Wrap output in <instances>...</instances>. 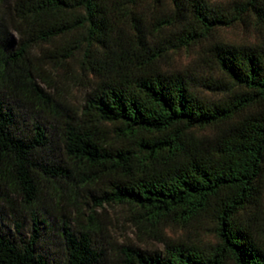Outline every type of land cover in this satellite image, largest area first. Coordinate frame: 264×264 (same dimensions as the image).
Listing matches in <instances>:
<instances>
[{"label":"trees","instance_id":"1","mask_svg":"<svg viewBox=\"0 0 264 264\" xmlns=\"http://www.w3.org/2000/svg\"><path fill=\"white\" fill-rule=\"evenodd\" d=\"M1 15L16 40L0 29V264H59L38 248L41 194L72 208L75 226L59 219L60 264H264V0H0ZM234 26L256 41L224 42L218 31ZM179 51L209 67L199 86L214 97L158 65ZM33 59L76 65L79 109L42 89ZM22 103L46 125L25 124ZM90 203L124 208L162 251L104 241L93 210L83 219ZM199 221L213 242L162 234Z\"/></svg>","mask_w":264,"mask_h":264},{"label":"rangeland","instance_id":"2","mask_svg":"<svg viewBox=\"0 0 264 264\" xmlns=\"http://www.w3.org/2000/svg\"><path fill=\"white\" fill-rule=\"evenodd\" d=\"M212 3L221 2L222 0H207ZM160 4H167V0H159ZM152 3L149 1L148 5H142L139 8L140 13H143L146 19L150 15ZM0 24H2V31L14 46L16 40V33L10 28L7 15L0 17ZM221 39L224 42L233 44L252 43L256 41V33L248 28L242 26H234L222 28L218 31ZM33 63L37 64L44 71V75L49 79V85H41L42 89L49 94V96L55 99L60 104L69 106L72 109H79L82 105L83 95L85 93L84 84L85 78L78 70L75 64L69 63V70L62 69H50L46 64L41 63L38 59H33ZM158 65L162 69L181 70L185 72L188 79H191V83L198 93L206 97H214L211 93L199 86L200 77H206L211 70L207 65L196 61L193 53L186 51H179L170 53L168 56L158 61ZM217 76V73L213 74ZM38 83V81H36ZM201 83V81H200ZM17 109L23 111L28 115L23 120L25 124L35 117V119L46 125L43 119H40L37 115L33 114V111L25 105L18 104ZM24 115V114H23ZM34 115V116H31ZM46 129V127H44ZM207 132V131H204ZM14 202H18L19 199L11 196ZM53 199H47L45 194H41L37 201V210L39 211L37 219L39 221L40 239L38 248L47 256L53 257L55 262L61 263V245L57 236L59 232V219L61 215L71 221V227L75 226L74 218L72 214V208L64 204V199L59 202V205L54 203ZM45 209V214H43ZM90 210L95 213L93 219L94 223L98 227L99 234L104 241L109 243H131L142 250H156L162 251V244L158 239L151 236L150 233L142 229H137L128 218V215L124 208L118 206H103L84 207L81 209L84 213V220ZM23 219L21 233L24 237L30 233V223L25 215H20ZM2 226L8 232H12L11 218L6 216L2 220ZM162 234L172 240L182 241H202L213 242L214 235L212 232V224L209 221H199L188 227H178L174 225H166L161 228Z\"/></svg>","mask_w":264,"mask_h":264}]
</instances>
